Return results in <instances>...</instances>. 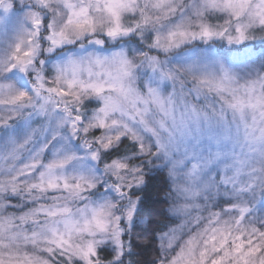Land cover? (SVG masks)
I'll return each mask as SVG.
<instances>
[{
  "label": "snow or ice",
  "instance_id": "6c2138e0",
  "mask_svg": "<svg viewBox=\"0 0 264 264\" xmlns=\"http://www.w3.org/2000/svg\"><path fill=\"white\" fill-rule=\"evenodd\" d=\"M0 264H264V0H0Z\"/></svg>",
  "mask_w": 264,
  "mask_h": 264
},
{
  "label": "trees",
  "instance_id": "16d2710c",
  "mask_svg": "<svg viewBox=\"0 0 264 264\" xmlns=\"http://www.w3.org/2000/svg\"><path fill=\"white\" fill-rule=\"evenodd\" d=\"M163 181H164V174H159L156 179H154L151 184L154 185V187H150L149 189V195L155 196L158 192L159 189L163 186ZM161 195L163 194L162 192L160 193ZM155 258V251L154 250H149L144 253L142 257H140L141 260H152Z\"/></svg>",
  "mask_w": 264,
  "mask_h": 264
}]
</instances>
